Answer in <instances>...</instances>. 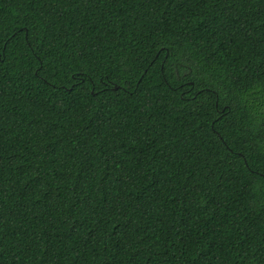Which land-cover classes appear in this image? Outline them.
I'll return each instance as SVG.
<instances>
[{"label":"trees","instance_id":"trees-1","mask_svg":"<svg viewBox=\"0 0 264 264\" xmlns=\"http://www.w3.org/2000/svg\"><path fill=\"white\" fill-rule=\"evenodd\" d=\"M0 264H264V0H0Z\"/></svg>","mask_w":264,"mask_h":264}]
</instances>
